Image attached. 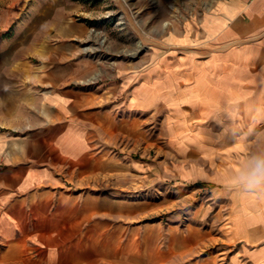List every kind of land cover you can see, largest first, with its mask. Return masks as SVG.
<instances>
[{
	"label": "crops",
	"instance_id": "1",
	"mask_svg": "<svg viewBox=\"0 0 264 264\" xmlns=\"http://www.w3.org/2000/svg\"><path fill=\"white\" fill-rule=\"evenodd\" d=\"M64 1L46 0L0 30V254L20 247L35 264H91L84 247L97 242L84 229L100 201L69 182L94 175L103 138L137 133L132 126L142 125L149 105L171 101L183 112L168 133H191V161L169 166L214 187L225 203L227 241L242 242L249 260L264 264V185L241 180L264 157V0H210L200 28L191 21V81L178 85L149 84L127 67L104 80L85 52L89 26L69 17L74 6ZM157 232L153 241L110 249L112 263L181 264L204 237L191 227L165 244Z\"/></svg>",
	"mask_w": 264,
	"mask_h": 264
},
{
	"label": "rangeland",
	"instance_id": "2",
	"mask_svg": "<svg viewBox=\"0 0 264 264\" xmlns=\"http://www.w3.org/2000/svg\"><path fill=\"white\" fill-rule=\"evenodd\" d=\"M45 1L0 0V30L12 29ZM66 1L69 7L82 6L81 11L73 8L69 17L89 26L85 52L97 60L104 80L114 74L118 78L119 69L127 67L133 76L141 71L138 78H147L149 84L191 81V51L197 44L191 43V21L200 28L199 19L210 0ZM169 76L172 80H167ZM182 112L171 101L158 108L149 105L141 115L142 125L132 126L137 133L117 136L112 142L107 136L101 140L93 176L85 174L83 181L74 178L69 182L100 201V213L87 225L93 228L84 229L97 242L84 247V258L91 251V264H114L107 252L111 249L108 253L113 254L114 247L131 239L147 236L153 241L160 230V241L166 244L171 234H185L191 227L200 231L203 241L181 264H253L242 251V242L227 241L230 224L225 203L215 196L214 187L183 180L169 166L176 158L191 161L187 146L191 133H168L171 121L178 120ZM103 208H113L115 213L108 214ZM6 249L0 254L5 258L0 264H35L26 256L22 259V248L8 254Z\"/></svg>",
	"mask_w": 264,
	"mask_h": 264
},
{
	"label": "clouds",
	"instance_id": "3",
	"mask_svg": "<svg viewBox=\"0 0 264 264\" xmlns=\"http://www.w3.org/2000/svg\"><path fill=\"white\" fill-rule=\"evenodd\" d=\"M241 180L249 188H256L264 185V157L255 158L248 173L241 177Z\"/></svg>",
	"mask_w": 264,
	"mask_h": 264
}]
</instances>
